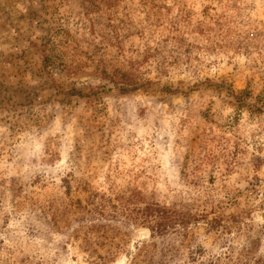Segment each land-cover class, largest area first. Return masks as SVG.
Wrapping results in <instances>:
<instances>
[{
  "label": "rangeland",
  "instance_id": "obj_1",
  "mask_svg": "<svg viewBox=\"0 0 264 264\" xmlns=\"http://www.w3.org/2000/svg\"><path fill=\"white\" fill-rule=\"evenodd\" d=\"M228 245L264 261V0H0V264Z\"/></svg>",
  "mask_w": 264,
  "mask_h": 264
},
{
  "label": "trees",
  "instance_id": "obj_2",
  "mask_svg": "<svg viewBox=\"0 0 264 264\" xmlns=\"http://www.w3.org/2000/svg\"><path fill=\"white\" fill-rule=\"evenodd\" d=\"M242 95H244L243 92L240 93L239 95H234V98L240 99L239 97H241ZM240 104H242L241 101H240ZM137 197H138V195H135V197L133 196L132 197V200H135V198H137ZM146 209H147L146 210L147 211V215H146V221L147 222H149L148 218H150V216L154 212H158L159 213V211H157L156 209H153L152 207H148ZM173 214H175V213H172V216H173ZM167 216H169V215H167ZM179 216L180 217H183V218H186L187 217L186 215H184L182 213H179ZM166 230H168V227H166L164 225H161V224H157L156 226L151 227L152 233H154L156 235H162V234H164V232ZM225 244H228L227 240L225 241ZM227 247H226L227 248L226 249L227 252H224L223 256L220 255V256L216 257L217 259H214V257H213L212 259L209 260V262L207 264H248L247 262L243 261V259H241V257L240 258L239 257H235V249L231 245H228ZM191 254H192V259L194 261L196 256H198V255L202 256L203 255V251L199 247L197 250H195ZM254 264H264V261L257 262V263L254 262Z\"/></svg>",
  "mask_w": 264,
  "mask_h": 264
}]
</instances>
